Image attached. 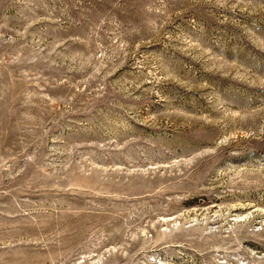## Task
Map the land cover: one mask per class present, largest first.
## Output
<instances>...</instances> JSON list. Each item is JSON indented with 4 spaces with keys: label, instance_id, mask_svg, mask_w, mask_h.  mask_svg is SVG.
<instances>
[{
    "label": "rangeland",
    "instance_id": "374dc122",
    "mask_svg": "<svg viewBox=\"0 0 264 264\" xmlns=\"http://www.w3.org/2000/svg\"><path fill=\"white\" fill-rule=\"evenodd\" d=\"M0 264H264V0H0Z\"/></svg>",
    "mask_w": 264,
    "mask_h": 264
}]
</instances>
